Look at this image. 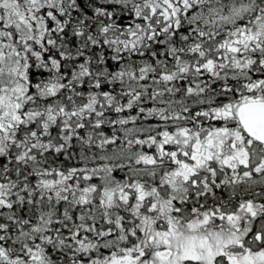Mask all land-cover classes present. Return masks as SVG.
<instances>
[{"label": "snow or ice", "instance_id": "snow-or-ice-1", "mask_svg": "<svg viewBox=\"0 0 264 264\" xmlns=\"http://www.w3.org/2000/svg\"><path fill=\"white\" fill-rule=\"evenodd\" d=\"M0 264H264V0H0Z\"/></svg>", "mask_w": 264, "mask_h": 264}]
</instances>
